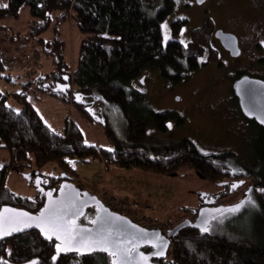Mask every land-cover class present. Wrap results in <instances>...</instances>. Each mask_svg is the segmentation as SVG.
<instances>
[{
    "label": "rangeland",
    "instance_id": "rangeland-1",
    "mask_svg": "<svg viewBox=\"0 0 264 264\" xmlns=\"http://www.w3.org/2000/svg\"><path fill=\"white\" fill-rule=\"evenodd\" d=\"M196 1L173 0L174 9L162 24L165 45L170 40L187 45L195 34L193 30L206 25L238 33L246 60L255 56V64H258L264 58V45L257 55L254 54L255 44L264 43V0H206L201 5ZM162 6L158 5L157 10ZM177 21L185 22L180 24L181 32L174 36L171 26ZM32 23L28 8H24L18 18L0 19V56L3 65L8 68L2 74L11 75L12 80L0 78V90L26 92L27 100L55 132L63 134L71 123H75L82 131L86 144L96 145L99 152L96 158L89 157L87 162L70 160V166L76 173V176L73 175L75 178L71 176V182L82 191L97 196L105 206L109 204L113 210L128 214L134 223L147 229H160L166 234L184 221L196 222L202 201L200 195L214 196L223 190L222 184L230 178L220 175L217 180L211 179V174L204 169H196L186 163L173 173L159 174L146 168H127L107 162L101 147L111 148L114 143L102 123L77 107L73 96L80 88L74 84L72 90L75 91L66 98L39 87L45 78L38 77L39 74L57 70L56 58L67 61V70L74 74L87 36L75 25L72 13L60 24L54 21L48 31L39 36L34 35ZM206 60L211 61L209 65L190 73L179 83L163 79L158 69L148 68L130 84L128 90L142 96L141 102H134L131 108L134 116H140L147 122L144 137L131 136L129 122L120 109L105 103L96 93L92 96L96 103L92 114L101 120L106 118L118 139L129 145L161 148L182 144L186 139L185 147H193L190 140L202 154L231 156L227 161L230 168L248 175L239 176V181L232 184L242 185L235 192L225 195L217 205H236L244 201L248 190L256 188L258 180L255 176L262 177L264 173V137L260 138L257 125L244 124L232 93L235 77L244 71L243 67L222 50H219L218 61L209 57ZM204 61V58L200 59V62ZM26 81L33 82L27 90L23 88ZM88 99L84 100L88 102ZM9 104L20 108L15 98H11ZM163 112L177 114L183 123L178 118L170 119L167 125L172 127L168 126L166 133L158 132L149 116ZM15 153V150L11 153L0 149V170L6 167L3 186L40 207L44 198L37 196L32 181L38 174L42 178L57 180L64 171L57 163L39 168L34 156L26 161H17ZM261 184L264 186V183ZM12 206L32 212L24 204ZM253 214V211L248 212L245 228L251 232L258 231L264 238V219L259 213L260 217ZM33 232L37 233H27Z\"/></svg>",
    "mask_w": 264,
    "mask_h": 264
},
{
    "label": "trees",
    "instance_id": "trees-1",
    "mask_svg": "<svg viewBox=\"0 0 264 264\" xmlns=\"http://www.w3.org/2000/svg\"><path fill=\"white\" fill-rule=\"evenodd\" d=\"M0 4L8 5L0 7V19L18 18L21 11L28 8L33 18L34 35L37 36L47 32L54 21L60 24L67 19L69 13L73 14L75 25L87 36L81 46L78 67L74 74H70L67 61L56 58L57 70L39 74L38 77H45L39 87L44 91H51L53 95L69 98L70 93L66 96L53 92L57 83L65 84L68 79V84L71 87L77 85L80 88L77 92L84 96L91 97L96 93L102 101L120 109L129 122L131 136L146 135V120L134 116L131 108L134 102H141L142 96L128 90L130 84L135 82L144 70L158 69L163 79L179 83L190 73L200 69V59L204 56L209 55L210 59L218 60V53L211 46L215 29L206 25L193 30L195 34L193 33V38L191 37L187 45L175 40H170L166 45L163 43L162 24L174 9L173 0H0ZM161 4L163 6L157 10ZM184 22L177 21L171 26L174 36L181 32L180 24ZM63 66L66 71L62 69ZM4 70L8 68L3 65L0 56V78L5 77L12 82L11 75L2 74ZM26 82L23 88L27 90L33 82ZM46 85L50 87L47 88ZM11 98L18 100L20 108L9 104ZM77 107L91 117L86 110L90 107L88 104ZM149 118L157 130L166 132V122L174 119L175 115L171 112L151 113ZM102 124L114 143L111 148L101 147L107 162H115L127 168H146L159 174L173 173L186 163L196 169H204L211 174V179L217 180L220 175L227 176L217 162L221 159L227 161L231 156L205 155L192 143L193 147H185L183 144L161 150L133 146L118 139L108 120ZM66 129L68 130L63 134H59L48 126L27 100L26 92L10 93L0 90V149L11 153L15 150V160L26 161L34 156L39 168L49 163H57L62 171L72 177L76 176L70 166V160L87 162L86 159L96 158L99 152L96 145L85 143L84 135L77 124L71 123ZM260 134V138L264 137L263 132ZM262 147L264 149V144ZM5 168L0 170V208L9 204H24L33 213H37L43 207L44 201L42 206L38 207L31 204L26 197H19L5 188ZM255 177L258 184L256 188L248 190V194H244L243 199L246 198V201L238 211L217 215L210 223V231L205 234L192 227L183 228L172 240L168 256L163 260H156L155 263L264 264V238L258 231L251 232L245 228L249 211H253L256 216H259V213L264 219V191H260L264 189L261 184L264 183V173L262 177ZM229 192V186H226L214 196L210 195L209 200L215 201L210 206H216ZM37 196L41 197L38 193ZM203 197L206 195H200L201 200ZM249 197L255 200L254 207L247 203ZM94 215V210L89 209L81 223L90 224ZM54 246L53 241H45L38 232L23 233L0 240V259L8 264H23L33 259H38L40 264H51V258L55 254ZM150 250L144 249L145 252ZM57 264L112 263L111 257L104 253L81 257L70 253L62 255Z\"/></svg>",
    "mask_w": 264,
    "mask_h": 264
},
{
    "label": "water",
    "instance_id": "water-1",
    "mask_svg": "<svg viewBox=\"0 0 264 264\" xmlns=\"http://www.w3.org/2000/svg\"><path fill=\"white\" fill-rule=\"evenodd\" d=\"M197 2L199 4H202L203 2H205V0H197ZM216 37L221 40L223 46L226 49L231 51V54L234 57L239 55L240 50L238 47V39L235 35L224 33L223 31L219 30L216 32ZM45 87L48 88V87H50V85H46ZM233 88H234L235 96L238 99L239 106H240L244 116L247 117L248 119L255 120L259 125L264 127V123L261 122V118L264 117V81L260 80V79H256V78L242 77L237 82H235ZM71 90H72V87H71V85L68 84V79H66L65 84L57 83L53 89V92L54 93H60V94L67 96L68 93L71 92ZM73 97H74L73 100L76 103V105L85 104L83 101V97L81 98V93L76 92ZM91 118L93 119V116H91ZM97 121L100 122V120H97ZM58 178L60 180H63V181L60 184L58 189H53V190H45V187H47L49 185V183L47 182V183L43 184L44 180L39 174L36 177V179L34 180V185H35L36 191L40 192L42 195L45 196L44 205L37 213H33V212H30L26 209L18 208V207L11 206V205L2 206L0 208V211H3L6 208L7 209H17V210H20L23 212L30 213L32 216H39L40 212H42L45 209V207L49 204L50 199L60 200L62 197L74 198L75 201L77 202V204H79L83 210V214L76 218V223L78 225H80L82 228L95 230L97 228V225L93 224L92 221L94 219H96L98 215L106 216L109 213H113V214H116V216L123 217L125 221L131 222V224L129 225L126 223H122L121 221H117V220L113 219L110 227H112L117 232H119V234L116 236L117 240L132 239V238L137 237L138 235H141L138 233V229L147 230V232L149 234L148 239L153 241V243H144V242L139 243L138 251L141 253H144V255L148 257L149 264H156L155 263L156 260H163L168 256V253H169V250H170V247L172 244V240L178 235V233L183 228L192 227V228L200 230V232L202 234H205L206 232H202L200 227H199V225H201L203 223V221L207 220L210 224L213 220H215L214 218H216L217 215L221 214L222 212L235 213V212L229 211V209L233 208L235 205H232V206L220 205V206L212 207L209 205L215 203L214 199L206 200V202H205L206 206H202L198 210V219L196 220V222H192L189 220L184 221L181 224H179L178 226H176L174 229H170L167 231L166 234H164L160 229H147L145 227H142V226L134 223L129 218L121 216L120 214L111 211L107 206L104 205V203L97 196L90 194L87 191H82L81 189H79L73 182H71L72 177L69 176L66 172H61L60 175L58 176ZM41 182H43V183L41 184ZM226 184L227 183H224L222 185L225 186ZM234 185H236V186L231 187L230 193L235 192L242 185V183H237ZM48 193L52 194L51 198L48 196ZM247 194H248V192H247ZM245 200H246V198L244 199V201H242L243 204H244ZM97 202H99V203H97ZM241 203H239V204H241ZM100 205H102L103 208L107 209L108 212L107 213L101 212ZM89 209L94 210V212H95L94 218L92 219L90 224H83V223H81V220L84 218V216L86 215V213ZM224 210H227V211H224ZM132 225H135L137 227L134 228V227H132ZM121 228H123L124 231L120 232ZM30 231L38 232L40 234V236L45 241H48V242L54 241L55 244L60 243V241H57L55 237H52V239L49 240L47 238V236H45L44 233L39 228H37L35 226V224H33L31 227L24 228L20 231H15L9 235L2 236V237H0V240L3 241L6 239H9L11 237L18 236L20 234L27 233ZM157 237H160L162 239H157ZM155 245H166V246L158 248ZM145 248L151 249L150 252H145L144 251ZM158 251H162L163 254L162 255H156L155 253H157ZM70 253L77 254L80 257L84 256V255L93 254V253H104V254L108 255V253L102 252L100 250H96L93 252H79L78 253V252H76L75 249H71L67 252H61L57 255L56 254V248H55V254L54 255H56V260L53 261L51 258V261H52L51 264H57L59 258L62 255H67ZM136 258L140 259L138 256ZM33 260L38 261V264H40L38 259H33ZM30 261H32V260H30ZM30 261L23 263V264H29ZM0 263L8 264L6 261H3L1 259H0ZM111 263L113 264L112 259H111Z\"/></svg>",
    "mask_w": 264,
    "mask_h": 264
},
{
    "label": "snow or ice",
    "instance_id": "snow-or-ice-1",
    "mask_svg": "<svg viewBox=\"0 0 264 264\" xmlns=\"http://www.w3.org/2000/svg\"><path fill=\"white\" fill-rule=\"evenodd\" d=\"M7 6V4H0V7ZM164 27L166 28L167 25L165 24ZM261 122L264 123V117L261 118ZM168 126L172 127L171 124ZM235 186L233 185V187ZM260 191H264V189H260ZM51 195V193H48L50 198ZM247 203L254 207L256 202L249 197ZM242 206L243 202L235 205L229 211L236 212ZM100 209L101 212H108L102 205H100ZM82 214V207L71 197H62L60 200L50 199L49 204L40 212L39 216H32L27 212L6 208L0 211V237L31 227L35 224L49 240L55 237L57 241H60V243L55 244L57 255L71 249H75L78 253L100 250L108 253L113 264H149L148 257L138 251L139 243H153V241L148 239L149 234L147 230L138 229V233L141 235L128 240H117L116 236L119 232L110 227L113 219L129 225L131 224L130 221H125L123 217L109 213L106 216L98 215L92 221L93 224L97 225L95 230L85 229L76 223V218ZM132 227L135 228L137 226L132 225ZM199 227L202 232L207 233L210 231L211 225L205 220ZM122 231H124L123 228L120 229V232ZM157 239L162 238L157 237ZM155 246L161 248L166 245ZM155 254L162 255L163 252L158 251ZM137 256L140 259H137ZM52 260H56V255L52 256ZM29 264H38V261L32 260Z\"/></svg>",
    "mask_w": 264,
    "mask_h": 264
},
{
    "label": "flooded vegetation",
    "instance_id": "flooded-vegetation-1",
    "mask_svg": "<svg viewBox=\"0 0 264 264\" xmlns=\"http://www.w3.org/2000/svg\"><path fill=\"white\" fill-rule=\"evenodd\" d=\"M206 1V0H205ZM196 3L198 4V5H201V4H199L197 1H196ZM204 3V2H203ZM202 3V4H203ZM219 30H221V31H223L224 33H228V34H233V35H235L236 37H237V39H238V47H239V50H240V53H239V55L238 56H236V57H234L232 54H231V51H229L228 49H226L224 46H223V44H222V42H221V40L219 39V38H217L216 37V32L217 31H219ZM262 41V40H261ZM218 45V47H215L214 45ZM242 43H241V36L237 33H234V32H231V31H226L225 29H222V28H215V30H214V32H213V34H212V39H211V46H212V48L214 49V50H216V52L218 53V59H219V50L221 51H223L224 53H226L230 58H232L234 61H236V63L238 64V65H240L241 67H243V69H244V71L242 72V73H240V74H238L236 77H235V81H234V84H235V82H237L239 79H241L242 77H250V78H256V79H260V80H263L264 81V73H262L263 71H264V58H262L261 60H259V63L258 64H255V56H249L248 58V60H246V56H244L245 54H244V47L241 45ZM262 45H264V43H262V42H258V43H256L255 44V46H254V50H255V52L256 53H254V54H256L257 55V52L258 51H260V49L262 50ZM208 57H210L209 55H206V56H204L203 58L205 59V61L204 62H201V67L200 68H202V67H204V66H206L207 64L209 65L210 64V62L211 61H207L206 59L208 58ZM218 61V60H217ZM245 61H247V62H249L248 64H247V62H246V64L244 63ZM234 84H233V86H234ZM71 92H74V90H71ZM71 92H69V93H71ZM232 93L234 94V97L235 98H237L236 96H235V92H234V88H233V91H232ZM83 97V101H84V103L87 105H89L90 107L89 108H86V110L87 111H89V113H90V115L91 116H93V119L94 120H100V123H103V122H105L107 119L105 118V119H103V120H101V119H98L97 117H95L93 114H92V111H93V108H94V106H95V102H94V98L91 96H89V95H86V96H84V94H81V98ZM89 98V99H88ZM84 99H88V100H90V101H88V102H86ZM178 101H180V99L178 98L177 99ZM238 100V99H237ZM238 102V101H237ZM85 104H83V105H85ZM238 104V109H239V111H240V115H241V117H242V119L244 120V124L245 125H247V126H250V124L252 123V124H254V125H257V127L259 128V130H260V132H263V134H264V127L263 126H261V125H259L255 120H252V119H248L247 117H245L244 116V114L242 113V110H241V108H240V106H239V102L237 103ZM171 113H173V112H171ZM174 115H175V118H178L179 119V122L180 123H183V119H181L177 114H175V113H173ZM168 122H166V128H167V130H168ZM111 125V124H110ZM112 127V126H111ZM156 128V127H155ZM113 129V128H112ZM156 130H157V128H156ZM114 131V130H113ZM158 132H161V131H159V130H157ZM167 132V131H166ZM166 132H161V133H166ZM115 133V132H114ZM116 134V133H115ZM186 140V139H185ZM185 140H184V142H185ZM190 143H192L190 140H188ZM184 143H182V144H179V145H173V146H169V147H161V148H147V147H145V148H147V149H151V150H161V149H165V148H176V147H178V146H182ZM193 144V143H192ZM194 145V144H193ZM195 146V145H194ZM142 147H144V146H142ZM196 147V146H195ZM228 161V160H227ZM227 161H224V160H219L218 162H217V164L219 165V166H221V167H223V172L225 173V175H227V177H229L230 179H229V181L227 182V184L225 185V186H223V187H226V186H229V189H231V187H233L232 185H234V184H232V183H234V182H237V181H239V180H237V178H240V177H238L237 175H239V176H241V175H244V176H247L246 174H248V173H243V172H237V171H234L233 169H231L230 168V166H229V164L227 163ZM240 173V174H239ZM43 180H44V183L43 182H41V184L43 183V184H45V183H49V185L47 186V187H45V190H53V189H58L59 188V186H60V184L62 183V181L63 180H59V179H49V178H47V177H43ZM241 181V180H240ZM243 181H246L245 179H243ZM242 181V182H243ZM59 183V184H58ZM57 184V185H56ZM32 185H34V180L32 181ZM56 185V186H55ZM36 189V188H35ZM38 194H40L44 199V202H45V196L44 195H42L40 192H38ZM206 200H209V196H206V197H203L202 198V201H201V207L202 206H205L206 205ZM54 242V241H53ZM55 243V242H54Z\"/></svg>",
    "mask_w": 264,
    "mask_h": 264
},
{
    "label": "built area",
    "instance_id": "built-area-1",
    "mask_svg": "<svg viewBox=\"0 0 264 264\" xmlns=\"http://www.w3.org/2000/svg\"><path fill=\"white\" fill-rule=\"evenodd\" d=\"M108 205V206H107ZM106 206L111 210V211H113V212H115V213H118V214H120L121 216H124V217H127V218H129L130 220H131V217H129L128 216V214H125V213H123V212H118V211H116V210H113V207L112 206H110L109 204H107ZM196 215H197V213H195ZM132 221V220H131ZM138 225H139V223H138ZM141 225V224H140Z\"/></svg>",
    "mask_w": 264,
    "mask_h": 264
}]
</instances>
